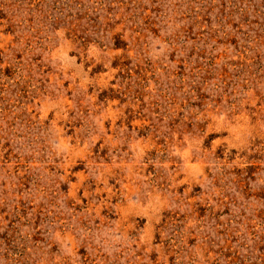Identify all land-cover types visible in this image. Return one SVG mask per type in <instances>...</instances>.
Wrapping results in <instances>:
<instances>
[{
  "label": "rangeland",
  "instance_id": "obj_1",
  "mask_svg": "<svg viewBox=\"0 0 264 264\" xmlns=\"http://www.w3.org/2000/svg\"><path fill=\"white\" fill-rule=\"evenodd\" d=\"M0 264H264V0H0Z\"/></svg>",
  "mask_w": 264,
  "mask_h": 264
}]
</instances>
